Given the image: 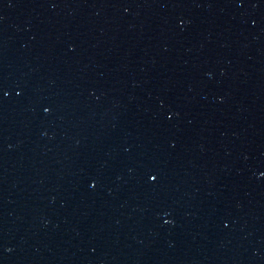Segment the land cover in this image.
Here are the masks:
<instances>
[{
	"label": "water",
	"instance_id": "water-1",
	"mask_svg": "<svg viewBox=\"0 0 264 264\" xmlns=\"http://www.w3.org/2000/svg\"><path fill=\"white\" fill-rule=\"evenodd\" d=\"M0 264H264V181L0 8Z\"/></svg>",
	"mask_w": 264,
	"mask_h": 264
}]
</instances>
